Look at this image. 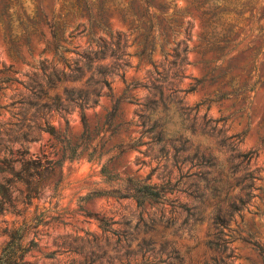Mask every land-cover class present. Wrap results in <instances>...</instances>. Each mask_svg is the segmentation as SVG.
<instances>
[{
	"label": "rangeland",
	"instance_id": "obj_1",
	"mask_svg": "<svg viewBox=\"0 0 264 264\" xmlns=\"http://www.w3.org/2000/svg\"><path fill=\"white\" fill-rule=\"evenodd\" d=\"M0 104V252L264 264V0H0Z\"/></svg>",
	"mask_w": 264,
	"mask_h": 264
},
{
	"label": "trees",
	"instance_id": "obj_2",
	"mask_svg": "<svg viewBox=\"0 0 264 264\" xmlns=\"http://www.w3.org/2000/svg\"><path fill=\"white\" fill-rule=\"evenodd\" d=\"M1 106V104H0ZM84 121V118H83ZM49 131L51 133H55L53 128H50ZM38 164L35 166L37 167ZM26 167V166H25ZM45 168H49V164L44 166ZM6 169V168H1ZM11 169V168H10ZM103 171H107L105 168H103ZM107 175L108 172H106ZM23 182L26 184V188L28 190V195L32 196L37 193V186L35 185V181L31 178V176H26V178H22ZM127 182L132 184V187L135 188L136 192H133L132 195L137 198L138 201H142L144 198L151 196L152 194H157L158 191L154 190V185L147 183L143 181L141 178H135V177H128ZM140 191V192H139ZM33 193V194H32ZM9 204L10 206H13V203L11 201V197L9 194V187L5 182L0 181V212H2L7 207L5 204ZM26 228L24 225H19L17 227H13L8 232V240L5 243V245L2 247L0 252V264H21L24 262L23 255L26 251L24 247H22V250L20 253H17L16 251L20 249L21 247V241L26 235ZM255 243V242H254ZM259 249H261V246L257 243H255Z\"/></svg>",
	"mask_w": 264,
	"mask_h": 264
}]
</instances>
